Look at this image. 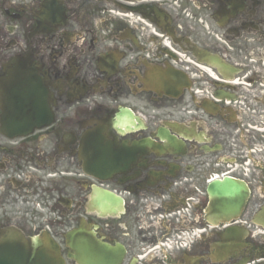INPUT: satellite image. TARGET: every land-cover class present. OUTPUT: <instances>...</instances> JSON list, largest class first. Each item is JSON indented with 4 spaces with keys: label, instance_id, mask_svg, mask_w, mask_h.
Masks as SVG:
<instances>
[{
    "label": "flooded vegetation",
    "instance_id": "1",
    "mask_svg": "<svg viewBox=\"0 0 264 264\" xmlns=\"http://www.w3.org/2000/svg\"><path fill=\"white\" fill-rule=\"evenodd\" d=\"M24 63L53 120L0 132V239L77 264L83 227L117 264H264V0H0V80ZM214 176L249 189L217 226Z\"/></svg>",
    "mask_w": 264,
    "mask_h": 264
},
{
    "label": "water",
    "instance_id": "2",
    "mask_svg": "<svg viewBox=\"0 0 264 264\" xmlns=\"http://www.w3.org/2000/svg\"><path fill=\"white\" fill-rule=\"evenodd\" d=\"M0 91L2 98V132L11 137L26 136L35 127L51 121L49 109L42 106L36 86V79L27 69H22L15 76L10 75ZM247 187L229 177L216 179L209 186L213 214L218 216L238 215L248 196ZM217 223L216 220L212 221ZM15 239L8 236L0 241V264H64L57 244L48 241L43 244L34 239L27 243L19 234ZM69 244L75 249L73 256L79 264H116L117 254L111 247L96 240L91 233L81 229L69 234ZM15 244V245H14ZM113 252L110 259L109 254Z\"/></svg>",
    "mask_w": 264,
    "mask_h": 264
}]
</instances>
